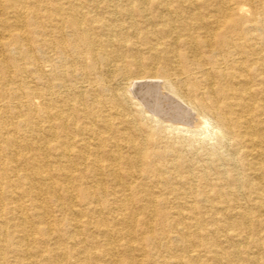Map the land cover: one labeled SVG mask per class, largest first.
Masks as SVG:
<instances>
[{"label": "bare ground", "instance_id": "obj_1", "mask_svg": "<svg viewBox=\"0 0 264 264\" xmlns=\"http://www.w3.org/2000/svg\"><path fill=\"white\" fill-rule=\"evenodd\" d=\"M0 264H264V0H0Z\"/></svg>", "mask_w": 264, "mask_h": 264}, {"label": "rangeland", "instance_id": "obj_2", "mask_svg": "<svg viewBox=\"0 0 264 264\" xmlns=\"http://www.w3.org/2000/svg\"><path fill=\"white\" fill-rule=\"evenodd\" d=\"M152 81L151 79H146V80H140L139 81V83L140 84H142L143 83V81H145L141 86H140V84L138 83L136 86H135V88H136V92L138 93V95L139 96H142V95H147V98H148V100H149V102H155V101H157V99L159 98V92H160V90L162 91L163 89H162V86H160L161 88H159V86L157 87V86H155V88L153 89V88H151V87H148V85L146 84V82H149V81ZM160 80V79H159ZM153 82H156V80H153ZM147 85V89H146V86ZM140 87V88H139ZM144 87V88H143ZM139 88V89H138ZM150 88V89H149ZM158 89V90H157ZM160 89V90H159ZM139 90V91H138ZM142 90V91H141ZM144 90H146V91H144ZM150 92V93H148V91ZM154 91V92H153ZM156 91V92H155ZM142 92V93H141ZM150 95V96H149ZM157 96H158V98H157ZM160 102H163V99H161L160 100ZM164 103H165V100H164ZM167 103V102H166ZM192 119H193V125H192V130H194L195 131V133H196V135L198 134V138L200 139V141L203 143V144H205V142H206V144L207 145H211V143H213V142H216V137H215V135H213V133H214V128L210 125H205L204 124V119H202L199 115H196V114H194V116L192 117ZM192 119H191V121H192ZM203 124V125H202ZM205 125V126H204ZM202 126V127H201ZM209 131V132H208ZM186 132V131H185ZM184 132V133H185ZM194 133V132H193ZM207 135H206V134ZM210 133V134H209ZM212 133V134H211ZM185 135H186V133H185ZM187 135H188V137L189 136H192L193 134H192V132H187ZM195 135V134H194ZM197 137V136H196ZM205 138V139H204ZM213 139V140H212ZM210 143V144H209Z\"/></svg>", "mask_w": 264, "mask_h": 264}]
</instances>
